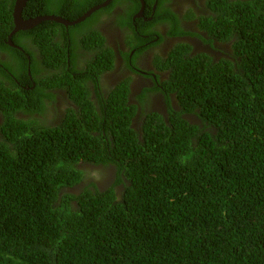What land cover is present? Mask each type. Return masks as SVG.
<instances>
[{
	"label": "trees",
	"instance_id": "obj_1",
	"mask_svg": "<svg viewBox=\"0 0 264 264\" xmlns=\"http://www.w3.org/2000/svg\"><path fill=\"white\" fill-rule=\"evenodd\" d=\"M105 1L28 0L23 17L75 21ZM157 1L155 21L137 29L141 2L113 0L76 26L20 32L14 49L16 0H0V76L34 90L0 79V264H264V0L207 2L198 26L205 43L230 45L222 59L186 42L155 54L170 75L167 118L137 116L131 80L104 93L101 79L116 64L101 20L117 7L128 5L124 32L157 35L166 24L171 37L196 36L170 0H145L146 12ZM44 84L74 106L49 109Z\"/></svg>",
	"mask_w": 264,
	"mask_h": 264
},
{
	"label": "flooded vegetation",
	"instance_id": "obj_2",
	"mask_svg": "<svg viewBox=\"0 0 264 264\" xmlns=\"http://www.w3.org/2000/svg\"><path fill=\"white\" fill-rule=\"evenodd\" d=\"M140 1V0H139ZM209 0H170L166 3L165 6L171 7L179 16L181 21V26L183 30L189 32L191 34H196V36L185 35L178 37H171L168 35L169 27L166 24L156 25L153 29L158 33L154 34H145V33H133L131 29L124 32L117 25V20L119 16L125 17L126 11L128 9V5L117 7L113 12V16H103L102 24L106 25V36L107 44L113 48L115 55V65L114 69L111 71H107L104 74H101V79L103 81V92L107 93V90L113 89L119 83L128 82L127 80H131L130 89L131 94L129 96V101L132 104H137L138 106V114L137 116L142 115V111L150 112V110H158L161 114H164V117L167 118L169 113V106L165 102V90L163 84L168 80L170 76L168 71H159L158 67L154 64L153 57L155 54L160 53L163 57H167L168 54L175 49L178 44H182L186 42L190 44L192 49V54L197 55L201 53H207L209 56L218 59V56L226 55L230 49V45L214 43V47L205 43L209 38H207L206 33H204L199 28V18L202 14L207 12V2ZM243 1V0H241ZM247 1V0H244ZM141 2V1H140ZM205 5L203 6V3ZM158 1L155 2L153 7V11L146 12V3L144 4V11L142 15H140L141 10L133 16L132 23L133 26L137 29L140 26L141 22L152 23L155 21L154 15L156 13ZM200 6V7H199ZM209 10V9H208ZM196 16L195 20L189 21L188 17L190 15ZM32 19V18H29ZM26 19V20H29ZM101 25V23H100ZM99 25V26H100ZM36 28V27H35ZM99 28V27H98ZM103 31V28L100 27ZM128 29V28H127ZM27 32V31H20ZM18 32V33H20ZM17 33V34H18ZM16 35V34H15ZM128 36V37H127ZM154 39H152V38ZM163 39L158 46L150 47L149 46L155 44V42ZM127 39L129 41H127ZM139 39V40H138ZM142 41V45H138L139 41ZM130 42V43H129ZM9 46V45H8ZM17 46V45H15ZM10 47V46H9ZM147 49L138 53L140 49ZM13 48V47H11ZM16 49V48H14ZM224 53V54H223ZM137 56L135 57V55ZM3 54H0V56ZM5 55V54H4ZM93 54L89 53V57ZM48 71L47 69H43ZM50 71V70H49ZM53 72V71H52ZM137 72V73H136ZM44 74H41L39 77L42 78ZM9 80L5 79L4 76H0V79L4 81V84L7 88H10L14 92H22L28 93L33 90L28 86L26 82H22L17 79L13 74L9 75ZM32 79V78H31ZM36 86V84H34ZM46 89L47 93H52L55 95V99H50L47 101L49 109H55L58 111L60 115L66 113V111L70 108L71 104L74 106L73 99L71 98L69 92L65 89H57L48 87V85H43ZM90 86L93 88V83L90 82ZM94 90V88H93ZM34 91V90H33ZM32 91V92H33ZM146 93V99L143 102H140V96ZM93 98H96L95 92L92 93ZM38 96L39 94L36 93ZM58 102L56 107L54 106L55 102ZM68 106V107H67ZM171 108H176L175 103L173 102ZM54 110V112H56ZM15 117L23 119L28 118V115L22 112L21 109H17L15 112ZM146 117V116H145ZM145 117L143 119H145ZM136 117L133 121V127L140 131L142 127L140 126V122L137 121ZM4 120V115L0 111V124ZM110 177V174L107 176Z\"/></svg>",
	"mask_w": 264,
	"mask_h": 264
},
{
	"label": "water",
	"instance_id": "obj_3",
	"mask_svg": "<svg viewBox=\"0 0 264 264\" xmlns=\"http://www.w3.org/2000/svg\"><path fill=\"white\" fill-rule=\"evenodd\" d=\"M112 1L113 0H106L103 4L95 6L92 9H90L88 12H86L82 17L78 18L77 20L69 21L62 17L56 16V15L41 16V17L26 20L23 17V12L27 6L28 0H16L15 6H14V12H13L14 31L10 34L7 43L11 47L18 49V47L15 46V44L12 41L13 36L20 31L32 30L38 25L42 24L43 22H55V23L65 26L66 28L76 26L86 21L89 17H91L97 11L108 7L112 3ZM140 1L142 4V8H141V13L139 16L142 15V12L144 11V4H145V0H140Z\"/></svg>",
	"mask_w": 264,
	"mask_h": 264
},
{
	"label": "rangeland",
	"instance_id": "obj_4",
	"mask_svg": "<svg viewBox=\"0 0 264 264\" xmlns=\"http://www.w3.org/2000/svg\"><path fill=\"white\" fill-rule=\"evenodd\" d=\"M205 5V2L203 3V6ZM200 7V6H199ZM103 32L106 34V25H104L103 27ZM222 57L224 58L225 56L224 55H220V56H218L217 58L218 59H222ZM58 104V102L56 101L55 103H54V106H56ZM135 104V103H134ZM71 106H73L72 104H71ZM71 106H69V107H71ZM68 107V106H67ZM156 112H158V113H160L158 110H155ZM161 114V113H160ZM162 115H164V114H162ZM137 121H140V118H137ZM140 126H142V123H140Z\"/></svg>",
	"mask_w": 264,
	"mask_h": 264
},
{
	"label": "clouds",
	"instance_id": "obj_5",
	"mask_svg": "<svg viewBox=\"0 0 264 264\" xmlns=\"http://www.w3.org/2000/svg\"><path fill=\"white\" fill-rule=\"evenodd\" d=\"M14 31V30H13ZM14 37V36H13ZM12 41H13V38H12ZM8 42V41H7ZM8 44V43H7ZM10 46V45H9Z\"/></svg>",
	"mask_w": 264,
	"mask_h": 264
}]
</instances>
